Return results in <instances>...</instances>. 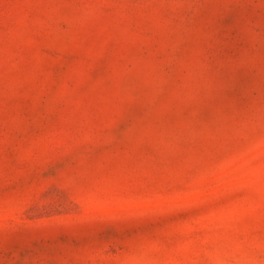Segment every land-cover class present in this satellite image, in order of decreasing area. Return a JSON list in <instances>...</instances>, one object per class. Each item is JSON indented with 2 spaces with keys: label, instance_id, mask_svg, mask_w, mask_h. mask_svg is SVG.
<instances>
[{
  "label": "rangeland",
  "instance_id": "374dc122",
  "mask_svg": "<svg viewBox=\"0 0 264 264\" xmlns=\"http://www.w3.org/2000/svg\"><path fill=\"white\" fill-rule=\"evenodd\" d=\"M0 264H264V0H0Z\"/></svg>",
  "mask_w": 264,
  "mask_h": 264
}]
</instances>
